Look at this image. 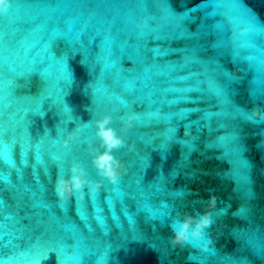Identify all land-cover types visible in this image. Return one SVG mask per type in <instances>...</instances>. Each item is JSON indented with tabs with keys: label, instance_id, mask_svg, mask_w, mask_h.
I'll list each match as a JSON object with an SVG mask.
<instances>
[{
	"label": "water",
	"instance_id": "water-1",
	"mask_svg": "<svg viewBox=\"0 0 264 264\" xmlns=\"http://www.w3.org/2000/svg\"><path fill=\"white\" fill-rule=\"evenodd\" d=\"M0 177V264H264V0H9Z\"/></svg>",
	"mask_w": 264,
	"mask_h": 264
},
{
	"label": "clouds",
	"instance_id": "clouds-1",
	"mask_svg": "<svg viewBox=\"0 0 264 264\" xmlns=\"http://www.w3.org/2000/svg\"><path fill=\"white\" fill-rule=\"evenodd\" d=\"M9 4V0H0V12H3L7 9ZM107 123V120H105L102 124H101V128H103V124ZM106 136L109 137V139H111V134L110 132H106L105 133ZM113 143H115V141H113ZM101 167H103V165H101ZM75 171V169L73 170ZM107 176L110 177V181L112 183H115L118 180V176L116 174H114L113 172L109 171L107 173ZM86 183V181L81 178L79 175H72L70 177H59L57 179V191L58 194L60 195L61 198L67 199L69 196H71L74 192L79 191L80 193V198H83V191H81L82 187L84 186V184ZM96 187H99V185H97ZM211 215V213H209V216ZM211 223L210 219H206L203 221V224L201 225H196V231L195 232H189V223L185 222L182 226V228L178 229L175 235V238L173 240V243H184L186 241H189L190 238L195 237V238H202L204 236V233L200 231V229L202 227L207 226L208 224ZM208 243H211L210 240L206 241L204 243V248L205 250H207V245Z\"/></svg>",
	"mask_w": 264,
	"mask_h": 264
},
{
	"label": "snow or ice",
	"instance_id": "snow-or-ice-1",
	"mask_svg": "<svg viewBox=\"0 0 264 264\" xmlns=\"http://www.w3.org/2000/svg\"><path fill=\"white\" fill-rule=\"evenodd\" d=\"M251 15V14H250ZM0 179H2V177H0Z\"/></svg>",
	"mask_w": 264,
	"mask_h": 264
}]
</instances>
